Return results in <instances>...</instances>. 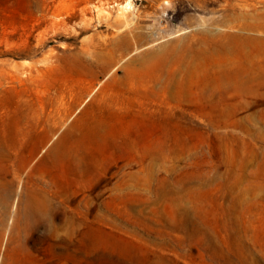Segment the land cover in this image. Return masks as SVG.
<instances>
[{
  "label": "rangeland",
  "instance_id": "rangeland-1",
  "mask_svg": "<svg viewBox=\"0 0 264 264\" xmlns=\"http://www.w3.org/2000/svg\"><path fill=\"white\" fill-rule=\"evenodd\" d=\"M0 264H264V0H0Z\"/></svg>",
  "mask_w": 264,
  "mask_h": 264
},
{
  "label": "bare ground",
  "instance_id": "bare-ground-1",
  "mask_svg": "<svg viewBox=\"0 0 264 264\" xmlns=\"http://www.w3.org/2000/svg\"><path fill=\"white\" fill-rule=\"evenodd\" d=\"M127 3H129V2H127ZM126 8H128L127 7V5H125V6H121V8H118V13H116V16H115V18L113 19V23L114 24H116V26H120L121 27V25L123 26V27H125V26H127L128 24H129V19H128V16H129V14H128V11H127V9ZM127 11V12H126ZM109 15V14H108ZM108 17V16H107ZM103 18H104V16H103ZM111 23V22H110ZM130 26V25H129ZM128 26V27H129ZM124 29V28H123ZM123 34V36L126 38V34H124V33H122ZM121 35V34H120ZM119 36V35H118ZM120 37V36H119ZM112 47H113V45H112ZM112 47H110V50H109V52H108V54H109V56L111 57V59H112V55H113V48ZM89 55H90V53H89ZM87 59V58H86Z\"/></svg>",
  "mask_w": 264,
  "mask_h": 264
}]
</instances>
